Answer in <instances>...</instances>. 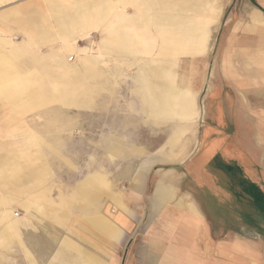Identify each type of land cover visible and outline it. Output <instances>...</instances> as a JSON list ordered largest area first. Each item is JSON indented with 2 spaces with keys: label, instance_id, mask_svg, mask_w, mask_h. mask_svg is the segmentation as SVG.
<instances>
[{
  "label": "crops",
  "instance_id": "obj_1",
  "mask_svg": "<svg viewBox=\"0 0 264 264\" xmlns=\"http://www.w3.org/2000/svg\"><path fill=\"white\" fill-rule=\"evenodd\" d=\"M13 1L0 0V7ZM48 2L51 24L59 30L65 50L72 49L78 40L90 39L94 30L103 27L106 15L115 11L113 0L73 3L80 10L77 14L67 10L64 0ZM117 3L123 14L115 23L116 32L110 41L103 43L100 35V50L106 54L109 50L121 62L145 61L137 76L141 100L137 109H144L147 115L157 117L156 110L170 107L174 87L191 95L194 116H178L180 125L176 129L180 142L193 125L200 126L193 136L199 147L207 143L204 152L199 153L200 163L194 166L196 159L187 160L190 152H165L168 159L163 160L162 153L155 155L154 163L185 161V165L180 170L160 173L152 196L147 176L150 160L126 171L125 167L121 174L129 176L124 180L123 192L110 181L117 195L110 199L106 183L101 182L91 189L85 185L81 191L73 189L75 185L70 191L68 187L66 193L58 192L56 199L43 183L0 182V264H107L108 248H114L125 234L131 237V247L138 236L134 227L141 221L144 199L151 212L142 231L146 236L142 264H264V0ZM12 13L19 15L15 22L19 29L28 32L18 43L0 39V78L9 76L11 67H16L22 56L31 54L32 44L51 37L48 27H43L44 22L48 23L45 16L40 18L21 9L1 20L9 21L14 17ZM75 29L81 36L70 39ZM144 43L155 47L146 55ZM79 52L85 53L82 49ZM32 63L40 78L51 79L52 84L66 80L56 92L64 95L60 102L66 109H91L89 72L72 82L67 77L75 72L66 62L59 63L61 71L54 78L48 75L46 61ZM25 66L33 68L31 63ZM29 90L24 93H41L37 87ZM6 92L11 91H0L3 95ZM103 92L100 75V97ZM7 101L0 104L10 110ZM101 104L102 97L99 109ZM158 118L166 121L171 117ZM98 169L107 177L105 166ZM88 190L96 191L91 193L95 198L90 199ZM17 199L24 214L14 206ZM108 201L115 206L114 215L108 211ZM156 221H162L161 228L153 225Z\"/></svg>",
  "mask_w": 264,
  "mask_h": 264
},
{
  "label": "rangeland",
  "instance_id": "obj_2",
  "mask_svg": "<svg viewBox=\"0 0 264 264\" xmlns=\"http://www.w3.org/2000/svg\"><path fill=\"white\" fill-rule=\"evenodd\" d=\"M84 1L86 0H64V4H67L69 12L77 14L80 10L74 8L72 4ZM113 2L115 11L106 15L103 27H100L98 31L94 30L90 39L78 40L77 44L68 50L64 49L63 39L58 34L59 30L51 24L53 18L49 12L48 0H14L10 5L0 7V39L18 43L25 38L24 35L27 34L28 29L21 30L15 24L19 15L12 13L14 17L11 16L5 23L1 20L11 12L21 9H28L40 18L42 15L45 16L48 23L44 22L43 27H48L51 35L43 42L32 44L31 54L22 56L16 68L11 67L9 77L0 78V91L3 89L11 91L4 94L5 98L0 93V101L8 102L9 100L11 105L10 111L4 106L5 104H0V155L1 158L4 156L8 159L11 165H19L17 174H8L3 182L43 183L49 189L51 188L50 195L55 199L58 192L63 190L66 193L68 187L70 191V188L75 185L73 189L81 191L85 185L90 189L92 185L96 186L101 182L106 183L109 191L107 197L110 199L117 197L112 191L110 181L114 183V188L120 187L119 189L123 192L124 180H128L129 176L121 174L125 167L126 171L150 160L152 166L147 176L150 184L149 196H152L160 173L169 169L180 170L185 165V161L175 164L154 163L155 155L162 153L163 160L168 159L165 152L169 154L190 152L187 160L193 157L192 161L196 159L194 166L200 163L199 153L204 152L203 149L207 144L199 147L200 143L193 139L194 133L198 132L200 126L193 125L192 130L178 142L180 137L176 127L180 125L179 117H171L164 122L159 121L160 119L156 116L148 117L144 109H137V105L141 103L137 91V76L145 67V61L121 62L110 55L109 50H106L107 54L105 50H100V35L103 43L110 41L111 35L116 32L115 23L119 22L118 17L123 14L117 0ZM41 7L43 13H41ZM124 11L129 10L125 8ZM42 29L38 28V30ZM80 36L79 31L75 29L74 36L70 39H78ZM5 47L8 48V45ZM143 48L145 49L143 54L146 55L155 47L144 43ZM81 49L85 53L79 52ZM36 60L46 61L48 75L57 77L62 66L59 63L66 62L72 67L70 70L75 72L70 75L71 78L67 77L72 82H76L80 74L89 72L91 79L87 86H92V93H88L91 97V109L75 106L66 109L67 107L60 102L64 95L56 94L60 91L61 83L65 79L56 80V83L52 84L51 79H43L35 75L36 67H33L32 61L36 62ZM51 60L54 61L51 62ZM27 63L32 64V70L29 66L26 69ZM100 75L103 77L104 92L101 96L102 106L99 109ZM33 87L39 88L41 93H24L25 89L34 91ZM190 101L192 104V98ZM130 106L135 108L130 109ZM199 107H202V101H199ZM191 109H189V117L194 116ZM127 162H129L128 165ZM100 165L106 167L108 179L100 173L98 169ZM24 176H27L25 177L27 179ZM166 187L172 189L169 185ZM91 193L96 191L91 190ZM91 193L88 190L90 199L95 198V195ZM145 201L144 199L141 221L134 227L139 234L135 237L132 246H129L124 264H142L140 257L146 245V236L142 231L146 228L147 218L151 212V210L148 212ZM108 202L111 205H108V211L114 215L115 206L111 203L112 201ZM17 204L18 199L14 202V206L17 207L18 213L24 214ZM153 225L161 228L162 221H156ZM130 239L131 237L125 234L122 241L115 244L114 248H108L107 264H122Z\"/></svg>",
  "mask_w": 264,
  "mask_h": 264
},
{
  "label": "bare ground",
  "instance_id": "obj_3",
  "mask_svg": "<svg viewBox=\"0 0 264 264\" xmlns=\"http://www.w3.org/2000/svg\"><path fill=\"white\" fill-rule=\"evenodd\" d=\"M189 1V0H188ZM170 2V1H169ZM181 2V1H180ZM185 2V1H184ZM191 3V2H190ZM204 3V2H203ZM194 4V3H193ZM180 5H181V3H180ZM97 6V5H96ZM177 6V5H176ZM188 6V5H187ZM181 7V6H180ZM197 7V6H196ZM187 8V7H186ZM174 9H175V7H174ZM188 9V8H187ZM197 9V8H196ZM201 9V8H200ZM161 10V9H160ZM189 10V9H188ZM194 10V9H193ZM182 11H184V10H182ZM198 11V10H197ZM89 12V11H88ZM201 12V11H200ZM151 14V13H150ZM156 15V14H155ZM194 15V14H193ZM204 15V14H203ZM202 15V16H203ZM152 16V15H151ZM162 16V15H161ZM200 16H201V14H200ZM198 17V16H197ZM121 19V18H120ZM157 19V18H156ZM170 19V18H169ZM153 20V19H152ZM166 20H168V19H166ZM172 20H174V19H172ZM188 20V19H187ZM193 20V19H192ZM161 21H162V19H161ZM165 21V20H164ZM175 21V20H174ZM62 22V21H61ZM145 22V21H144ZM185 22V21H184ZM154 23V22H153ZM179 23V22H178ZM130 24H132V23H130ZM157 24V23H156ZM185 24V23H184ZM128 25V24H127ZM135 25V24H134ZM193 25V24H192ZM162 26V25H161ZM194 26V25H193ZM157 27V26H156ZM172 27V26H171ZM179 27V26H178ZM181 27V26H180ZM205 27V26H204ZM184 28V27H183ZM210 28V27H209ZM157 29V28H156ZM174 30H175V28H174ZM201 32V31H200ZM194 36V35H193ZM205 37V36H204ZM172 38V37H171ZM128 41V40H127ZM168 41V40H167ZM175 41V40H174ZM173 41V42H174ZM182 41V40H181ZM186 41V40H185ZM26 43V42H25ZM124 44V43H123ZM174 44V43H173ZM196 44V43H195ZM122 45V44H121ZM120 45V46H121ZM179 45H181V44H179ZM119 46V45H118ZM129 46V45H128ZM171 46V45H170ZM115 48V47H114ZM178 48V47H177ZM30 49V48H29ZM186 49V48H185ZM122 50V49H121ZM124 50H125V48H124ZM177 50V49H176ZM129 51V50H128ZM178 51V50H177ZM127 52V51H126ZM131 52V51H130ZM186 52V51H185ZM5 53V52H4ZM128 53V52H127ZM182 53H183V51H182ZM182 53H180V54H182ZM191 53H192V51H191ZM174 54H176V53H174ZM1 55V54H0ZM24 55V54H23ZM135 56V55H134ZM173 56V55H172ZM1 57V56H0ZM176 58V57H175ZM4 62V61H3ZM158 62V61H157ZM161 62V61H160ZM174 63V62H173ZM2 65V64H1ZM178 65V64H177ZM27 67V66H26ZM14 68V67H13ZM16 68V67H15ZM43 68H45V67H43ZM167 68V67H166ZM1 69V68H0ZM4 69V68H3ZM6 69V68H5ZM47 69V68H46ZM169 71V70H168ZM9 72V71H8ZM5 73H7V72H5ZM46 73V72H45ZM162 73V72H161ZM163 73H164V71H163ZM167 73V72H166ZM41 74V73H40ZM73 74V73H72ZM75 74V73H74ZM172 74V73H171ZM11 75V74H10ZM9 75V76H10ZM26 75V74H25ZM69 75V74H68ZM161 75V74H160ZM8 76V77H9ZM63 76V75H62ZM171 76H173V74L171 75ZM171 76H170V78H171ZM175 76V75H174ZM53 77V76H52ZM51 77V78H52ZM88 77V76H87ZM54 78V77H53ZM160 78V77H159ZM158 78V79H159ZM176 78V77H175ZM44 79V78H43ZM91 79V78H90ZM89 79V80H90ZM161 79V78H160ZM41 81V80H40ZM66 81V80H65ZM68 82H70V81H68ZM144 83V82H143ZM157 83V82H156ZM166 83V82H165ZM164 83V84H165ZM62 85V84H61ZM72 85V84H71ZM84 85V84H83ZM157 85V84H156ZM168 85V84H167ZM141 86V85H140ZM4 87V86H3ZM14 88V87H13ZM80 88V87H79ZM162 88H164V87H162ZM175 88V87H174ZM173 88V90L174 91H172L171 93H170V101H171V105H170V107L169 108H166V109H160L159 111H157L156 110V113L157 114H155V115H157V118L158 117H162V116H164V117H178V116H181V117H189L190 116V114H189V109H190V100H191V95L190 94H186V93H184V92H182L181 90H178L177 88H175L174 89ZM157 89V88H156ZM159 89V88H158ZM167 89V88H166ZM176 90V91H175ZM147 91V90H146ZM186 91V90H185ZM15 92V91H14ZM73 92V91H72ZM57 96H58V94H57ZM147 96V95H146ZM151 98V97H150ZM149 98V99H150ZM164 98V97H163ZM151 100V99H150ZM163 101V100H162ZM146 102V101H145ZM165 102V101H164ZM156 105V104H155ZM150 108V107H149ZM159 108V107H158ZM163 108V107H162ZM14 110V109H13ZM151 111V110H150ZM150 113V112H149ZM153 115V114H152ZM152 115H147V116H152ZM155 118V117H154ZM160 119V118H159ZM171 119V118H170ZM169 119V120H170ZM162 120V119H161ZM164 120V119H163ZM166 120V119H165ZM175 120V119H174ZM177 120V119H176ZM165 122V121H164ZM115 154H117V153H115ZM5 155V154H4ZM2 156L0 155V182H2L3 181V179L4 178H6L7 177V175L8 174H12V175H16L17 174V172H18V170H19V165L18 166H15V165H11L10 163H8V159H6V158H4V156H3V158H1ZM10 160V159H9ZM12 162V161H11ZM16 164V163H15ZM21 169V168H20ZM21 173H23V172H21ZM27 173V172H26ZM29 174V173H28ZM10 175L8 176V177H10ZM30 175V174H29ZM28 175V176H29ZM25 177H27V176H24V178ZM30 177V176H29ZM25 179H27V178H25ZM19 182V181H18ZM138 182V181H137ZM141 182V181H140ZM10 183V182H9ZM91 183V182H90ZM5 184V183H4ZM11 184H13L12 182H11ZM89 185V184H88ZM11 186V185H10ZM83 186V185H82ZM93 186V185H92ZM91 186V187H92ZM91 187H90V189H91ZM94 188H96V187H94ZM164 188V187H163ZM170 190V189H169ZM162 191V190H161ZM167 191V190H166ZM160 192V191H159ZM166 193V192H165ZM169 195V194H168ZM116 199V198H115ZM118 199H120V198H118ZM162 201V200H161ZM159 202V201H158ZM161 204V203H160ZM127 208V207H126ZM106 220V219H105ZM104 220V221H105ZM100 221V220H99ZM98 221V222H99ZM107 222H109V221H107ZM106 223V222H105ZM109 228V227H108ZM96 232H99L100 230H96V228L94 227L93 228ZM113 230V229H112ZM84 236V235H83ZM101 236V235H100ZM108 236V235H107ZM101 239H99L100 240V242L101 243H103V241H102V237H100Z\"/></svg>",
  "mask_w": 264,
  "mask_h": 264
},
{
  "label": "water",
  "instance_id": "obj_4",
  "mask_svg": "<svg viewBox=\"0 0 264 264\" xmlns=\"http://www.w3.org/2000/svg\"><path fill=\"white\" fill-rule=\"evenodd\" d=\"M130 244H131V241L129 242V244H128L127 248H126V251H125V256H124V259H123V262H122V264H124V263H125V260H126V255H127V253H128V249H129V246H130Z\"/></svg>",
  "mask_w": 264,
  "mask_h": 264
}]
</instances>
